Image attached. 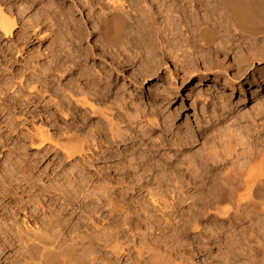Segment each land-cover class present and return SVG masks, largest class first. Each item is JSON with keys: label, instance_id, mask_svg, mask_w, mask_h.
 Instances as JSON below:
<instances>
[{"label": "rangeland", "instance_id": "obj_1", "mask_svg": "<svg viewBox=\"0 0 264 264\" xmlns=\"http://www.w3.org/2000/svg\"><path fill=\"white\" fill-rule=\"evenodd\" d=\"M85 1L0 0L8 19L15 18L18 22L14 38L5 37L0 31L1 86L9 92L7 79L15 74L18 78L21 70L32 66L35 71H41L42 79L50 80V89L55 88L54 93L43 94V98L34 104L38 112L28 115L26 123L21 120L24 118L15 121L16 116L7 111L0 113V206L4 205L1 206L3 210L0 209V264H40L44 258L59 261L51 260L54 264L65 260L70 261L67 264L71 261V264H224V252L204 237L209 235L215 223L220 222L218 208L232 206L216 203L214 194L210 193L215 183H208L210 192H195L197 182L184 170L192 165V170L197 168L194 172L203 175L202 179L206 181L216 171L214 178L218 184L222 175L229 172L231 158L227 156V148L232 144L228 145L227 141L235 143L236 140L238 144L241 133L244 137H264V119L261 124L259 121V126L263 125L259 131L252 120L264 111V40L254 49L247 45L252 44L251 41L241 40L243 47L239 55L240 46L235 44L233 47L231 43L227 56L222 51L218 53L214 47L209 56L212 58L204 57L196 40L189 41V36L183 32L188 21L183 22L178 12L184 4L176 8L171 0H123L128 14L123 16L129 27L126 36L137 39L126 44L128 49L116 52L99 36L100 16L103 10L109 14L110 5L103 0L102 5L94 4L90 8L89 0L87 4ZM190 5L187 7L192 11ZM53 6L59 11L55 12ZM45 12L46 16L43 15ZM202 17H207L206 12H202ZM212 26L217 29L216 22ZM217 30L221 36L229 33L232 40L238 39L232 30ZM29 36L31 43L27 45ZM129 37H125V42ZM256 55L261 60L256 59ZM211 70L203 86L196 88L201 83L200 77ZM170 74L177 78L173 84L175 88H169ZM226 74L232 77L245 74L242 85L221 91ZM71 79L88 95L86 92V96L73 99L70 92L62 91L60 84H67ZM256 90L259 92H254ZM224 92L225 96L222 95ZM9 96L7 104L13 108L22 106L11 100L16 94L10 91ZM77 98L88 99L96 109H105V112L108 108L106 113L116 116V136L105 127L103 119L100 122L102 116L93 118L85 113ZM1 99L4 96L0 93ZM61 108L63 113H60ZM11 121L15 128L9 127ZM40 129L49 131L51 141L37 148L41 144ZM93 138H97L99 145L96 149L92 147ZM237 144L232 147L236 146L239 151L242 147ZM69 145L79 146L82 153L71 156L70 151L68 155L62 148ZM173 171L180 179L184 177L179 179L178 183L182 184L178 191L173 188ZM182 173L185 175L181 176ZM184 180L194 182L186 184ZM208 207H213V211ZM53 218H59L64 224L58 228L62 230L63 241L60 239L55 246L58 250L50 249L49 258H40V245L30 243L27 248L17 239L12 241L18 235V228L43 229ZM52 231H49L50 235L57 233ZM72 231L78 237H84L81 238L83 243H72ZM199 234L204 237L199 238ZM115 245L124 253L115 249ZM115 251L121 253L116 255ZM261 258L259 260L263 261ZM261 261L257 260L256 264Z\"/></svg>", "mask_w": 264, "mask_h": 264}, {"label": "bare ground", "instance_id": "obj_2", "mask_svg": "<svg viewBox=\"0 0 264 264\" xmlns=\"http://www.w3.org/2000/svg\"><path fill=\"white\" fill-rule=\"evenodd\" d=\"M16 1H22V0H16ZM103 0H89V4H90V8L92 5L94 4H101ZM106 1V2H105ZM104 2L110 5V12L109 14L103 13L100 16V21L101 24L99 23L100 26V38H102V41L104 42V44L110 48L111 50H115L116 52L121 51V49H128L125 48L126 44H132L131 42H134V39H137V37H133V39H131L129 36H126L128 34V28L124 22V18L123 16L127 14L126 11V6L125 3L123 2V0H105ZM159 1V0H158ZM163 1V0H162ZM169 1V0H168ZM173 1L174 5L179 6L180 4H184V6H182V13L181 11H179L178 13H180V19L184 21H188L186 23H188V26H186V31L185 32L188 36H189V41H191V39L196 40V43L198 48H200L202 50V53L205 55L204 57H208V58H212L209 57L211 56L214 47L217 48L216 51L219 53L220 51H222V53L227 56V50L230 49L229 44L232 43V46L234 47L235 44H237L240 47L239 51H238V55L242 52V41L241 40H245L248 39L249 41H251L252 44H247L250 45L252 49L254 48H258V46L260 45V41L264 40V0H171ZM51 2V1H50ZM88 2V0L85 1V3ZM128 2V1H127ZM143 2V1H142ZM54 3V2H53ZM171 3V2H170ZM51 4V3H50ZM87 4V3H86ZM88 4V5H89ZM103 4V3H102ZM101 4V5H102ZM191 4V8L193 9L192 11H189V8L187 7V5ZM52 5V4H51ZM55 5V4H54ZM83 5V4H82ZM87 5V6H88ZM56 6V5H55ZM76 6V3H75ZM98 6V5H97ZM107 6V5H106ZM54 7V6H53ZM59 7V6H58ZM57 7V8H58ZM56 9V7H54ZM79 8V7H78ZM104 8V7H103ZM129 8V7H128ZM54 11L56 12L58 9H56ZM82 9V8H81ZM105 9V8H104ZM62 9H60L61 11ZM71 10V9H70ZM106 10V9H105ZM179 10V9H178ZM25 11V10H24ZM59 11V10H58ZM92 11V9H91ZM206 12V18L202 17V12ZM50 13L51 10L49 11ZM62 14L63 11H61ZM60 12V15H62ZM65 12V11H64ZM168 12V11H167ZM48 13V12H47ZM48 13V15L50 14ZM54 13V12H53ZM58 13V12H57ZM66 14V13H65ZM91 14V13H90ZM43 15H47L46 12ZM54 15V14H53ZM53 15L51 14V16L53 17ZM59 15V13H58ZM128 15V14H127ZM13 16V15H12ZM69 16V15H68ZM59 17V16H58ZM92 17V16H91ZM125 17V16H124ZM47 18V17H46ZM49 18V16H48ZM54 18V17H53ZM216 18V19H215ZM45 19V18H44ZM61 19V17H60ZM47 20V19H46ZM48 20L51 19L49 18ZM47 20V21H48ZM63 20V19H61ZM91 20V19H89ZM66 21V20H64ZM63 21V22H64ZM178 21V20H177ZM216 22L217 25V29H225L226 32H229V30L234 31V33L236 34V36H238V39L232 40L230 35H225V36H221L220 32L217 29L213 28V22ZM59 22V21H58ZM62 22V21H61ZM99 22V20H98ZM52 23V22H51ZM73 23V22H72ZM54 24V23H53ZM64 26L65 22L63 23ZM147 24V23H146ZM49 25V24H48ZM69 25V24H68ZM178 26V25H177ZM185 26V25H184ZM215 26V25H214ZM136 27V26H135ZM64 28V27H63ZM62 28V29H63ZM184 28V27H183ZM18 29V22L15 18L8 19L7 15L5 14V11L3 10V8L0 6V31L3 32L5 34V37L8 38H14L16 35V31ZM174 29V28H173ZM49 30V29H48ZM137 30V29H136ZM40 31V30H39ZM47 31V30H46ZM81 31V30H80ZM135 31V30H134ZM95 33V32H94ZM133 33V32H132ZM135 33V32H134ZM231 33V32H230ZM234 34V35H235ZM131 35V33H130ZM37 36V35H36ZM42 36V35H41ZM43 36L45 37V35L43 34ZM137 36V35H136ZM139 36V35H138ZM229 36V37H226ZM125 37L126 38H130L129 41L126 40L125 42ZM233 37V36H232ZM235 38V37H234ZM247 40V41H248ZM107 44H106V43ZM128 42V43H127ZM195 42V41H194ZM31 43V37L29 36V40L26 42L27 45H29ZM25 44V45H26ZM259 44V45H258ZM231 46V45H230ZM24 47V46H23ZM229 47V49H228ZM197 48V47H196ZM248 48V47H247ZM187 49V48H186ZM199 49V50H200ZM245 50V49H244ZM250 50V47H249ZM21 51V50H20ZM23 51V50H22ZM198 51V50H197ZM214 51V52H216ZM253 51V50H252ZM18 52V51H17ZM216 52V54H217ZM21 52H18V54H20ZM221 53V52H220ZM215 54V53H214ZM253 54V53H252ZM256 54V53H255ZM197 55V54H196ZM199 55V54H198ZM117 56V55H116ZM203 56V55H202ZM252 56V55H251ZM199 57V56H198ZM204 57L202 58V60L204 59ZM256 57V59H260V56L256 55L254 56ZM207 59V58H205ZM189 60V59H187ZM192 60V59H191ZM249 60V59H248ZM250 61V60H249ZM212 62V59L211 61ZM205 63V62H204ZM29 64V63H28ZM243 64V63H242ZM55 66V65H54ZM34 67V66H33ZM61 67V66H60ZM240 68V67H239ZM25 70L21 73L20 75H18L19 77L17 78V74H15L12 78L8 77L9 79H7L6 81V86L8 87V91L12 94H16V96L11 97V100L17 103H21L22 106L19 107H15L13 108L12 105L7 104V101L9 100L8 98L12 95L9 96V92H7V88H4V86L2 87L1 85H3L2 83L0 84V93L2 94V96H4V99H1L0 102L3 100V102L0 104V113L2 114L3 112L7 111V114L10 115H14L16 116V120L19 122V118H24L21 119L22 121L24 120L25 123L28 121V115H32L36 112H38V107L35 106L34 104H36V102L42 97L43 94H48L50 92L54 93L55 88L52 90L50 89V80L48 79H42L40 77V72L35 71L34 68H32V66H27L24 68ZM33 69V71H32ZM47 69V68H46ZM60 69V68H59ZM195 69V68H194ZM242 69V68H240ZM49 70V69H48ZM58 70V68L56 69ZM243 70V69H242ZM45 71V68H44ZM42 71V72H44ZM47 71V70H46ZM68 71V69H67ZM20 72V71H19ZM27 72H29L27 74ZM80 72V71H79ZM83 72V71H82ZM188 72V71H187ZM212 70L205 75L204 77H200V81L201 83H199L196 88H199L201 86H203V81L205 78H209V75L211 74ZM242 72V71H241ZM31 73V74H30ZM46 73V72H45ZM61 73V72H60ZM189 73V72H188ZM13 74V73H11ZM84 74V73H83ZM216 75V73H213V75ZM31 75H33V77L35 76V78H33ZM65 75V74H64ZM81 75V74H80ZM212 75V76H213ZM29 76V77H28ZM42 76V75H41ZM85 76V75H84ZM245 76V74L242 75H234V77H232V75H227L225 76V78L223 79V83H222V88L220 89L221 91L223 90H227V89H235L238 88L242 85V80L243 77ZM43 77V76H42ZM77 77V76H76ZM82 77V76H81ZM87 77V76H86ZM106 77V76H105ZM219 77V76H218ZM46 78V77H44ZM64 78V77H63ZM75 78V76H74ZM220 78V77H219ZM170 79L171 82H169V88H175V85H173L175 82H177V78H175L173 76V74H170ZM16 80V81H15ZM59 80V79H58ZM71 79L70 81H67V84H60L61 86V90L64 92H70L69 94H71L70 96H72V98L74 99L75 97H79L80 95L82 96H86V92L84 88H81V86L74 84V82H72ZM79 80V78H78ZM55 81V80H54ZM207 81V79H206ZM1 82V81H0ZM90 82V81H89ZM93 83V82H92ZM5 84V83H4ZM52 84V83H51ZM82 85V84H81ZM89 85H91L89 83ZM88 85V86H89ZM84 86V85H83ZM87 86V85H86ZM88 86L86 88H88ZM90 87V86H89ZM52 88V87H51ZM59 88V87H58ZM91 88V87H90ZM95 88V87H94ZM168 88V89H169ZM87 90V89H86ZM90 90V89H88ZM59 91V90H58ZM61 92V91H60ZM104 92V91H103ZM254 92H259V91H254ZM90 93V91H89ZM58 94V93H57ZM96 94V92H95ZM52 95V94H51ZM88 95V92H87ZM91 94H89L90 96ZM99 95V94H98ZM223 96H225V92L222 93ZM60 96V95H59ZM97 97V96H96ZM43 98V97H42ZM67 98V97H66ZM71 98V97H70ZM84 98V97H83ZM104 99V98H103ZM79 104L84 108L83 110H85V113H89L92 115L93 118H97V116H102L103 118H100V122L101 119H103V124L105 125V127H107V129H109L110 133L113 134L116 130L117 132V124L114 123V116L113 113L112 114H107V109L106 112L100 109H96L95 105H93L92 103H90V101L88 99H82L79 100L77 98ZM226 100V99H225ZM61 101V100H60ZM10 102V101H9ZM8 102V103H9ZM69 102V101H68ZM262 102V101H261ZM65 103V102H64ZM264 103V102H262ZM62 104V103H61ZM60 105V104H59ZM67 105V104H66ZM61 106V105H60ZM32 107H35L34 111L31 110ZM58 107V106H57ZM56 107V108H57ZM63 107V106H62ZM67 108V107H64ZM264 108V106H263ZM66 110V109H65ZM113 111V109H111ZM111 111V112H112ZM115 111V110H114ZM120 111V110H119ZM50 111H46V113H48ZM110 112V111H109ZM257 112V111H256ZM262 112V111H261ZM260 114H256L257 117H253L252 120L254 122V126L256 128V130H260L259 126V121L261 124V120L264 119V111ZM60 113H63V108L60 109ZM117 113V112H116ZM0 114V115H1ZM65 114V112H64ZM44 115V114H43ZM66 115V114H65ZM64 115V116H65ZM120 115V114H119ZM124 115V114H123ZM126 116V115H125ZM11 117V116H10ZM116 117V116H115ZM11 119V118H10ZM251 120V119H250ZM12 122V121H11ZM10 124L8 123L9 127L11 126L12 128H15V123L14 121ZM82 122V121H81ZM116 122V121H115ZM258 122V123H257ZM243 124V123H242ZM264 124V122L262 123ZM119 125V124H118ZM121 125V124H120ZM241 126V125H240ZM8 127V126H7ZM82 127V126H81ZM100 127V126H99ZM236 127V126H235ZM92 128V127H91ZM98 128V127H96ZM10 129V128H9ZM43 129V128H41ZM39 132V138L41 141V144L37 146V148L39 146H45L46 143H50L51 141V136L49 131H45V130H41ZM93 129V128H92ZM100 129V128H99ZM120 129V128H119ZM253 129V128H252ZM263 129V127L261 128ZM12 130V129H11ZM66 130V129H65ZM122 129H120L121 131ZM236 130V129H235ZM245 130V129H244ZM242 130V131H244ZM264 130V129H263ZM37 131V130H36ZM253 131V130H252ZM256 131V132H258ZM115 132V133H116ZM245 132V131H244ZM249 132V131H248ZM261 132V131H260ZM114 133V135H115ZM118 133V132H117ZM238 133V132H237ZM247 133V132H246ZM259 133V132H258ZM240 134V133H239ZM238 134V135H239ZM255 134V132H254ZM230 135V134H229ZM231 135H233V132L231 133ZM247 135V134H246ZM253 135V134H252ZM116 136V135H115ZM228 136V135H227ZM248 136V135H247ZM244 137L242 136V133L238 136V144L237 141L235 140L233 143L229 141H227L228 145L230 144H237V146H241L242 148L238 151L235 149V147H232V145H230L227 149V156L229 157V159L231 158V160H229L228 163V174H226L225 176L222 175V177L219 179L220 182L217 184L216 183V175H214V173L216 172H212L209 176L208 179L209 181L212 180V183H210L209 181H206L207 179H202V173L200 176V173H195L194 170L196 171V169L192 170V165H188L190 168H188L187 166H185L186 174H189L192 179L194 181H196V186L194 187V189H196L195 192L197 193H201L199 191H203L208 190L209 189V184H214V187L211 188V192L208 190V192H210L211 194L213 193V197L215 196L216 199V203L218 202L219 206L221 205H231L232 207H220L218 208V213L217 216H219L220 218V222L215 223L216 225H214L213 229L211 228V232L209 233V235L207 236H203L202 234H206L205 231L207 232V230H210L209 227L207 230H202L203 233L199 236V238L201 236L204 237V239L208 240V243H212L214 244L215 248H217L220 252H224L223 254V262L224 264H228V262L232 261V264H256L257 260H259V258H261L263 261H261L260 264H263L262 262H264V137H259V136H248V137ZM114 137V136H113ZM232 137V136H231ZM237 137V138H238ZM101 138V137H100ZM118 138V137H115ZM229 138V137H228ZM113 139V138H112ZM50 140V141H49ZM97 140V138H96ZM96 140L93 138V142H92V147H94L96 149V147L98 148V143H96ZM234 140V139H233ZM39 141V142H40ZM58 143V142H57ZM56 143V144H57ZM230 143V144H229ZM61 144V142L59 143ZM63 144V143H62ZM65 144V143H64ZM63 144V145H64ZM221 144V143H220ZM225 144V143H224ZM68 145V144H67ZM76 145V144H75ZM91 145V144H90ZM98 145V146H97ZM223 145V144H222ZM70 146V145H69ZM64 146L63 151L67 152L69 155V152L71 151L72 155H75L76 153H82V149L76 146ZM226 146V145H225ZM91 147V146H90ZM233 149H232V148ZM83 148V147H82ZM61 149V148H60ZM225 149V148H224ZM222 150V149H221ZM224 151V150H222ZM70 153V154H71ZM126 153V152H125ZM117 156V155H116ZM210 155H208L209 157ZM216 156V155H215ZM218 156V155H217ZM220 156V155H219ZM226 156V154H225ZM70 157V156H69ZM185 157V156H184ZM188 157V156H187ZM213 158V155L211 156ZM226 157V159L228 158ZM208 159V158H207ZM217 159V158H216ZM215 159V160H216ZM223 159V158H222ZM185 160V159H184ZM188 160V158H187ZM186 160V161H187ZM183 161V160H182ZM226 161V160H225ZM228 161V160H227ZM179 162V161H178ZM181 162V160H180ZM179 162V163H180ZM188 162L190 163V161L188 160ZM210 162V161H209ZM223 162V161H222ZM178 163V165H179ZM186 163V162H184ZM224 163V162H223ZM205 164V163H204ZM186 165V164H185ZM206 165V164H205ZM211 165V164H210ZM177 166V165H176ZM181 166V165H180ZM209 166V165H208ZM224 166V165H223ZM183 167V166H181ZM125 168V167H124ZM177 169V167H175ZM211 168V167H210ZM209 168V169H210ZM175 170V169H174ZM179 170V169H178ZM201 170V169H200ZM207 170V168H206ZM226 170V169H225ZM177 171V170H176ZM174 172V171H173ZM179 172V171H177ZM197 172V171H196ZM199 172V171H198ZM221 172V171H220ZM225 172V171H224ZM210 173V172H209ZM175 174V172H174ZM181 174V173H179ZM183 174V173H182ZM219 174V172H218ZM185 174L181 175L184 176ZM178 173L175 174V179L173 180L172 183L173 184V188L176 187L178 189H175L176 191L180 190L181 188L180 183H178L180 180H183L184 177H178ZM215 176V178H214ZM187 177V176H185ZM174 178V176H173ZM172 178V179H173ZM180 179V180H179ZM186 179V178H185ZM189 179V176H188ZM202 179V180H201ZM191 182H194V181ZM186 184H188L189 182L187 180H184ZM36 183V182H35ZM194 183V184H195ZM31 184V183H30ZM176 184H180L178 187L176 186ZM184 184V183H183ZM33 185H35L33 183ZM37 185V184H36ZM192 185V184H189ZM189 185H187L189 187ZM186 185H183V187ZM34 187V186H33ZM182 187V186H181ZM4 188V187H3ZM35 188V187H34ZM187 188V187H186ZM18 189V188H17ZM193 189V188H192ZM185 190V189H184ZM3 191V190H2ZM4 191L7 192V188H4ZM194 191V190H193ZM192 191V192H193ZM191 192V193H192ZM8 193V192H7ZM175 193V192H174ZM183 193V191H181V194ZM188 193V192H187ZM180 194V193H179ZM185 194V193H184ZM190 194V193H189ZM188 194V196H189ZM201 194V195H202ZM186 195V194H185ZM184 195V196H185ZM192 195V194H191ZM190 197H193L191 196ZM195 195V194H194ZM197 195V194H196ZM195 195V196H196ZM200 195V196H201ZM175 196V195H174ZM182 197V196H180ZM68 198V197H67ZM178 198V197H177ZM9 199V198H8ZM187 199V198H186ZM200 199V197H199ZM198 199V200H199ZM214 199V198H213ZM212 199V200H213ZM69 200V198H68ZM201 200V199H200ZM72 202V201H71ZM215 202V201H212ZM38 203V202H37ZM40 201H39V205H40ZM10 204V203H9ZM214 204V203H212ZM221 204V205H220ZM175 205L176 204L175 202ZM4 206V205H1ZM0 206V209L3 210V207ZM207 206V205H206ZM210 203H209V205ZM38 208V206H36ZM210 211H213L210 208ZM206 208V207H205ZM43 211L44 207L42 206ZM41 209V211H42ZM79 209H81L79 207ZM179 209V208H178ZM207 209V208H206ZM208 209V210H209ZM215 209V208H214ZM77 210V209H76ZM214 211V212H217ZM40 211V210H39ZM64 211V210H63ZM74 211V210H73ZM86 211V210H85ZM209 211V212H210ZM48 212V210H47ZM208 212V213H209ZM213 212V213H214ZM44 213V212H43ZM207 213V210H206ZM47 214V213H46ZM211 214V213H210ZM62 215V214H61ZM202 215V214H201ZM209 215V214H208ZM216 216V215H215ZM216 216V217H217ZM177 217V216H176ZM179 217V216H178ZM52 218V217H51ZM60 218V217H59ZM59 218H53L50 219V225H46L45 228H27V229H22V228H16L18 231V235L16 236V238H13L12 241H14L15 239L18 240V242H22L23 244H25V246L27 247L30 243L34 245H40L41 246V254H40V258L43 259L45 256L49 258L50 251L52 249H55V246L57 244H59L58 242L60 241L61 237H62V233L60 230H58L59 227L62 228V226H60V224H62L61 220ZM130 218V217H129ZM206 218V217H205ZM214 218V217H213ZM89 219V218H88ZM178 219V218H176ZM207 219V218H206ZM212 219V218H210ZM217 219V218H216ZM89 220L92 219L90 218ZM132 220V219H131ZM134 220V219H133ZM213 220V219H212ZM130 221V220H129ZM176 222H178V220H175ZM210 221V220H209ZM218 221V220H216ZM64 222V220H63ZM66 222V221H65ZM131 222V221H130ZM134 222V221H133ZM14 223V222H13ZM49 223V222H48ZM68 223V222H67ZM210 225V222H208ZM214 223V222H212ZM45 224V223H44ZM66 224V223H65ZM136 224V223H135ZM64 225V224H62ZM125 225V224H124ZM43 226V225H42ZM177 226V223L176 225ZM13 227V226H12ZM206 227V226H205ZM70 228V227H69ZM176 228V227H174ZM79 229V228H77ZM134 229V228H132ZM195 229H197L195 227ZM51 230H56L57 233H54L52 231V233H54L53 235H50L49 231L51 232ZM66 230V229H65ZM123 230V229H122ZM137 230V229H136ZM176 231V230H175ZM186 231V230H185ZM200 230V232H202ZM73 232V231H72ZM178 233V231H176ZM51 233V234H52ZM70 233V232H69ZM73 232L71 241L72 243H78L79 241L82 242L84 237H78L76 235V233ZM139 233V232H138ZM137 233V234H138ZM176 233V234H177ZM141 235V234H140ZM64 238L66 235H63ZM71 236V235H70ZM69 238V237H68ZM114 238V237H113ZM118 238V237H117ZM127 238V237H126ZM202 238V237H201ZM86 239V238H85ZM203 239V240H204ZM69 240V239H68ZM82 240V241H81ZM102 240V239H101ZM122 240V239H121ZM145 240V238H144ZM205 240V241H206ZM6 241H9V238L6 239ZM11 241V240H10ZM11 241V242H12ZM61 241H63L61 239ZM65 241H67L65 239ZM105 241V240H104ZM107 241V240H106ZM129 241V240H128ZM68 242V241H67ZM91 242V241H90ZM83 243V242H82ZM103 243V242H101ZM110 243V242H108ZM107 243V244H108ZM205 243V242H204ZM61 244V243H60ZM106 244V246H107ZM211 244V245H212ZM64 245V244H63ZM80 245V244H79ZM92 245V244H91ZM109 245V244H108ZM119 245V244H118ZM125 245V244H124ZM146 245V244H145ZM148 245V243H147ZM210 245V244H209ZM31 246V247H32ZM62 245H59V247ZM71 246V245H70ZM69 246V248H70ZM83 246V245H82ZM81 246V247H82ZM94 246V245H93ZM111 245H109L110 247ZM116 246V245H115ZM120 246V245H119ZM119 246H116L115 249H120ZM130 246V245H129ZM149 246V245H148ZM66 247V246H65ZM86 247V246H85ZM122 247V245H121ZM127 247V246H126ZM28 248V247H27ZM37 248V247H35ZM58 247H56L57 249ZM88 248V247H87ZM105 248V247H104ZM111 248H114L111 247ZM123 248V247H122ZM34 249V248H31ZM51 249V250H50ZM55 249V250H56ZM78 249V248H76ZM131 249V248H130ZM37 250V249H36ZM54 250V251H55ZM58 250V249H57ZM68 250V249H67ZM72 250V249H71ZM53 251V252H54ZM60 251V250H59ZM81 251V250H80ZM121 251V249H120ZM118 251L117 253L119 254ZM38 252V251H37ZM69 252V251H68ZM94 252V250H93ZM96 252V251H95ZM114 252V251H113ZM124 253V251H121ZM120 252V253H121ZM126 252V251H125ZM34 253V252H32ZM52 253V251H51ZM70 253V252H69ZM68 253V254H69ZM77 253V252H76ZM99 253V252H98ZM116 253V251H115ZM114 253V255H115ZM116 253V255H117ZM127 253V252H126ZM28 254V253H27ZM38 254V253H37ZM57 254V252H56ZM55 254V256H56ZM72 254V253H71ZM75 254V253H74ZM87 254V253H86ZM222 254V253H221ZM34 255H36L34 253ZM33 255V256H34ZM39 255V254H38ZM54 255V253L52 254ZM59 255V254H58ZM64 255V254H62ZM66 255V253H65ZM90 255V253H89ZM121 255V254H120ZM31 259V256L28 255ZM76 256V255H75ZM73 255V257H75ZM86 256V255H85ZM92 256V255H91ZM90 256V257H91ZM221 256V255H220ZM36 257V256H35ZM34 257V258H35ZM64 257V256H63ZM72 257V259H73ZM93 257V256H92ZM120 257V256H119ZM33 258V259H34ZM53 258V257H52ZM57 258V257H55ZM59 258V257H58ZM65 258V257H64ZM68 258V257H67ZM77 258V257H75ZM74 258V259H75ZM89 258V256H88ZM97 258V257H96ZM40 260V259H39ZM56 260V259H50L47 260L44 258V261H47V264H54L52 261ZM70 260V259H69ZM89 260V259H88ZM120 260V259H119ZM36 261V260H34ZM43 260H41L42 264L44 262ZM61 261V260H60ZM78 261V259H77ZM94 261V260H93ZM59 262V261H58ZM55 261V263H58ZM70 262V261H68ZM66 260L64 261V263H60V264H67L68 263ZM75 262V261H74ZM80 262V261H79ZM95 262V261H94ZM72 263V261H71ZM69 263V264H71ZM75 264V263H74ZM81 264V263H80ZM230 264V263H229Z\"/></svg>", "mask_w": 264, "mask_h": 264}]
</instances>
